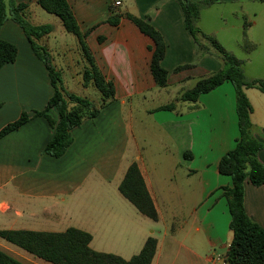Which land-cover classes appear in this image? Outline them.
<instances>
[{
    "label": "crops",
    "instance_id": "0c3cea01",
    "mask_svg": "<svg viewBox=\"0 0 264 264\" xmlns=\"http://www.w3.org/2000/svg\"><path fill=\"white\" fill-rule=\"evenodd\" d=\"M67 1L81 32L87 36L86 44L97 66L105 79L114 84L115 100L95 119H85L80 127L71 130L73 143L62 157L45 154L54 131L45 118L33 117V113L45 110L53 95L49 74L22 29L10 19L5 23L0 39L14 44L18 55L15 63L0 70V131L23 113L29 114L31 119L0 139V231L61 233L76 228L92 236V250L127 261L138 255L148 238L153 237L157 248L151 264H227L225 259L233 233L229 228L231 215L223 188L231 186V178L221 175L218 166L239 138L232 84L225 83L201 96L195 103L204 106L201 111H188L191 106L180 100L183 91L172 102L176 104L174 111L153 115L154 120H161V123L156 120L159 125L167 128L169 125L170 133L181 143L183 160L171 168L167 197L159 183L148 175L138 151L129 148L128 132L135 98L153 102L171 87L180 89L195 78H205L208 72L221 71L222 65L197 50L176 0ZM192 1L200 5V10L215 4L207 6L204 5L206 0ZM240 1L221 0L218 4ZM115 2H121V6L116 7ZM16 3L27 4L24 14L29 22L42 26L34 23L37 0H16ZM127 15L139 19L149 17L150 23L163 35L167 45L162 61L168 72L166 88H158L151 74L152 40L143 35ZM115 16L119 17L117 26L109 24V19ZM260 18L264 22V17ZM249 24L252 25L251 21ZM47 25H51L53 31L39 44L61 71L64 87L67 89L64 82L67 79L84 88L85 62L77 38L75 46L67 43L61 20H52ZM56 30L63 41H58ZM201 31L206 35L216 34ZM187 65L191 67L176 72L178 67ZM222 91L229 96V108L220 106L226 98L216 95ZM93 101L99 108L101 97H97L98 102ZM251 106L254 137L264 145V119L256 116L253 104ZM140 108L143 110L142 105ZM49 114L57 119L56 111L51 110ZM199 114L202 120L194 123ZM258 159L264 165V149ZM133 163L137 164L158 212L154 227L119 192ZM181 167L187 172L179 178L177 171ZM193 177L196 178L193 180ZM193 188L201 204L186 214L174 203L173 209L167 210L172 220L169 226L158 202L164 199L190 201ZM161 204L164 206L163 202ZM244 206L251 220L264 228V185L245 182ZM0 251L22 264H51L1 238Z\"/></svg>",
    "mask_w": 264,
    "mask_h": 264
},
{
    "label": "trees",
    "instance_id": "16d2710c",
    "mask_svg": "<svg viewBox=\"0 0 264 264\" xmlns=\"http://www.w3.org/2000/svg\"><path fill=\"white\" fill-rule=\"evenodd\" d=\"M182 10L185 28L191 35L197 50L208 54L205 39L222 57L225 70L210 77L199 80L196 85L185 91L180 100L187 103H197L203 95L209 94L225 83H231L235 89L236 113L239 120V138L234 149L223 156L219 162L221 175L231 178V186L223 188V195L231 215L229 228L233 239L227 252V264H264V228L253 222L244 206V184L249 181L254 186L264 185V165L259 161L258 154L264 145L252 134V106L245 93L246 89H257L264 93V79L249 80L242 66L243 62L230 54L213 37L200 31L196 26L200 5L192 0H176ZM217 0H206L204 5L210 6ZM264 2V0H257ZM37 4L47 13L58 17L67 33L75 36L82 51L85 68L82 73L83 87L94 89L101 97L100 107L87 97L69 92L64 87L61 71L53 64L52 57L39 41L53 31L51 25L35 26L24 14L27 4L16 3V0H0V31L10 19L24 32L32 50L45 65L49 74L53 95L45 110L35 111L33 117H43L47 120L54 134L47 143L44 153L54 158L62 157L73 143L71 130L80 127L85 119H95L100 111L115 100V87L107 81L97 66L95 59L86 44V34L81 32L75 15L67 0H37ZM132 21L139 31L153 42L151 74L158 88L168 86V72L162 66L167 52L163 35L150 23V18L139 19L131 15ZM109 24L117 26L119 17H111ZM18 55L17 47L0 39V70L15 63ZM181 66L176 72L190 68ZM176 104L171 103L157 110L174 111ZM56 111L57 119L49 112ZM30 115L23 113L18 120L8 124L0 131V139L18 130L30 120ZM119 192L139 213L158 221V212L146 187L144 178L136 163H133L119 186ZM0 238L23 249L29 254L51 264H151L156 253L157 240L148 238L141 252L130 260L121 257L96 252L91 249L92 236L82 230L69 228L61 233L34 231H0ZM0 264H22L6 253L0 251Z\"/></svg>",
    "mask_w": 264,
    "mask_h": 264
},
{
    "label": "rangeland",
    "instance_id": "374dc122",
    "mask_svg": "<svg viewBox=\"0 0 264 264\" xmlns=\"http://www.w3.org/2000/svg\"><path fill=\"white\" fill-rule=\"evenodd\" d=\"M220 1L217 0L216 3L210 7L201 8L196 26L198 28L200 27L205 32L216 33L212 36L210 34L207 35L213 37L230 54L243 62L242 69L247 79H264V22L260 18L264 17V3L257 0L250 2L248 0H241L238 4H218ZM35 6L36 12L34 14V23L47 25L50 24L52 20H57L59 22L60 19L58 17L45 12L38 5ZM250 21L252 25L249 24ZM253 22H257V25H253ZM55 32L57 34L58 41H63L58 30ZM64 34L67 36L64 38L65 40L67 39V43L70 45L74 44L75 46L77 43L76 37L66 33L65 31ZM203 43L208 46V56L214 58V60L216 59V61L222 65L221 70H225L227 67H225L221 55L213 47H211L205 39L203 40ZM215 73L217 72H208L206 77L208 78ZM198 79L201 78H195L190 83H185V86H183L184 88H180L182 90L173 89V87H171L169 91H165V93L157 97L153 102L142 101L141 97H137L133 101V119L128 122V126H131V130L129 129L128 131L129 148L132 147V149H136L138 151L139 160L142 164H144L148 175L159 183V188L165 191L166 197L167 183L172 179L171 168L175 163L183 160L180 156L181 143H178L175 136H172L173 134L170 133L171 128L169 125L168 128L167 126L164 127L159 125L157 122H160L161 120H158L157 118L156 122L153 118V115H156L157 113L161 114L166 111L154 110L151 113H147L146 111L163 104L172 103L174 99L178 97V93L191 89L189 87H194ZM64 82L69 91H72L80 96L87 97L95 101H97V97H100V95L92 88H81L75 82H68L67 79H64ZM245 93L247 94L251 104H253L255 115L264 119V93L253 88L246 89ZM216 96L221 99L226 98V101H222L220 106L226 108L230 107V100H227L229 96L226 92L222 91ZM187 104L188 106H191L188 110L189 112L201 111L204 107L201 106V104ZM141 105L143 110L140 108ZM196 116H198V118H196V121L194 119V123H198L197 119L202 120V118H200L202 115L199 114ZM254 133L255 131L252 129L251 134L253 136ZM257 134L260 138L263 137L259 132H257ZM177 172V177L181 178L184 172H187V169L185 167H181ZM195 178L196 177H193V180ZM194 195L195 192L193 188V194L190 201L180 199L170 201L169 199H164L162 202L164 203L165 208L161 204L162 202H158L160 204L161 213H163L162 215L164 217V221H166L169 226L172 225V220L168 215L167 210H172L173 204L175 203L176 205H180V207L183 208L187 214V212L197 208L202 202ZM185 219H188L187 216ZM146 220L150 222L151 226H155V221H152L149 218Z\"/></svg>",
    "mask_w": 264,
    "mask_h": 264
},
{
    "label": "built area",
    "instance_id": "2783aa9c",
    "mask_svg": "<svg viewBox=\"0 0 264 264\" xmlns=\"http://www.w3.org/2000/svg\"><path fill=\"white\" fill-rule=\"evenodd\" d=\"M116 7H119V6H121V2H115V4H114ZM220 260V259H219Z\"/></svg>",
    "mask_w": 264,
    "mask_h": 264
}]
</instances>
